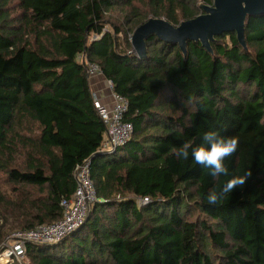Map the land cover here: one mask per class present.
Listing matches in <instances>:
<instances>
[{
  "label": "trees",
  "instance_id": "1",
  "mask_svg": "<svg viewBox=\"0 0 264 264\" xmlns=\"http://www.w3.org/2000/svg\"><path fill=\"white\" fill-rule=\"evenodd\" d=\"M212 2L0 0V243L57 222L88 161L106 202L61 243L27 245L30 264H264V16L246 18L245 47L224 33L211 52L190 41L183 54L150 36L143 60L132 53L147 20L178 26ZM86 62L127 99L133 133L111 155L98 154L106 131ZM209 129L238 137L228 176L176 155ZM249 171L243 188L207 204Z\"/></svg>",
  "mask_w": 264,
  "mask_h": 264
},
{
  "label": "built area",
  "instance_id": "2",
  "mask_svg": "<svg viewBox=\"0 0 264 264\" xmlns=\"http://www.w3.org/2000/svg\"><path fill=\"white\" fill-rule=\"evenodd\" d=\"M81 58L84 59V56ZM84 70L89 79L94 76L103 77L101 69L95 64L86 62ZM105 83L109 103H104L97 91L91 92V100L106 131V138L99 153L111 155L130 140L133 125L124 119L128 108L127 99L114 92L111 81L105 80ZM73 176L75 191L71 198L61 200V218L50 225L13 231L2 244V249L0 248V264H29L25 257L28 244L45 246L59 244L84 225L91 207L97 202L89 162L84 161L77 165ZM148 202V199H140L138 204L144 205Z\"/></svg>",
  "mask_w": 264,
  "mask_h": 264
},
{
  "label": "water",
  "instance_id": "3",
  "mask_svg": "<svg viewBox=\"0 0 264 264\" xmlns=\"http://www.w3.org/2000/svg\"><path fill=\"white\" fill-rule=\"evenodd\" d=\"M203 13L173 26L163 19L151 18L137 27L130 38L132 53L139 59L146 57V40L150 36L177 45L183 54L187 42H199L211 52L210 43L224 33H235L245 47L244 24L247 17L264 16V0H213L211 6L200 5ZM101 155V153H98ZM103 198L97 203L104 204Z\"/></svg>",
  "mask_w": 264,
  "mask_h": 264
},
{
  "label": "clouds",
  "instance_id": "4",
  "mask_svg": "<svg viewBox=\"0 0 264 264\" xmlns=\"http://www.w3.org/2000/svg\"><path fill=\"white\" fill-rule=\"evenodd\" d=\"M101 78L105 82L106 79ZM238 145V137L226 136L219 129H209L200 134L199 143L193 145L191 141L185 142L176 150V155L184 161L191 160L201 168L207 169L209 175L213 178L228 176L229 168L226 161L237 151ZM251 175L252 173L249 171L243 176H232L219 191L216 189L210 190L206 196L207 204L209 206H219L234 189L243 188Z\"/></svg>",
  "mask_w": 264,
  "mask_h": 264
},
{
  "label": "crops",
  "instance_id": "5",
  "mask_svg": "<svg viewBox=\"0 0 264 264\" xmlns=\"http://www.w3.org/2000/svg\"><path fill=\"white\" fill-rule=\"evenodd\" d=\"M88 81L90 83L91 91H97L101 95L102 101L104 103H109V100L107 99L108 92L106 90V83L104 82L103 78L94 76L88 79Z\"/></svg>",
  "mask_w": 264,
  "mask_h": 264
},
{
  "label": "rangeland",
  "instance_id": "6",
  "mask_svg": "<svg viewBox=\"0 0 264 264\" xmlns=\"http://www.w3.org/2000/svg\"><path fill=\"white\" fill-rule=\"evenodd\" d=\"M98 38H99V37H98ZM116 199H118V198H116ZM2 243H3V242L0 243V248H1V249H2ZM1 249H0V250H1ZM26 261H28V260L26 259ZM28 262H29V261H28Z\"/></svg>",
  "mask_w": 264,
  "mask_h": 264
}]
</instances>
